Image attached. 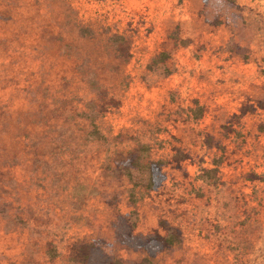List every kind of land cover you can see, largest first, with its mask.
Listing matches in <instances>:
<instances>
[{
    "label": "rangeland",
    "instance_id": "374dc122",
    "mask_svg": "<svg viewBox=\"0 0 264 264\" xmlns=\"http://www.w3.org/2000/svg\"><path fill=\"white\" fill-rule=\"evenodd\" d=\"M165 180L136 189L119 152ZM182 240L152 264H264V0H0V264H80L74 245Z\"/></svg>",
    "mask_w": 264,
    "mask_h": 264
},
{
    "label": "trees",
    "instance_id": "16d2710c",
    "mask_svg": "<svg viewBox=\"0 0 264 264\" xmlns=\"http://www.w3.org/2000/svg\"><path fill=\"white\" fill-rule=\"evenodd\" d=\"M146 144L119 152L116 162L119 174H123L132 186L131 199L137 203L136 189L154 190L165 180V160L151 155ZM139 210L135 206L129 212H119L113 221L115 241L134 251L143 253L139 260H125L107 252L94 242L84 241L76 244L72 257L80 264H152L153 259L162 251L173 247L182 240L181 230L174 225H165V233L156 230L148 234L136 231Z\"/></svg>",
    "mask_w": 264,
    "mask_h": 264
}]
</instances>
